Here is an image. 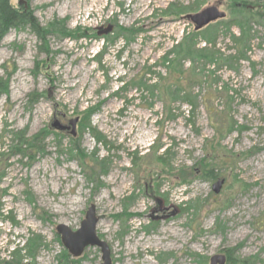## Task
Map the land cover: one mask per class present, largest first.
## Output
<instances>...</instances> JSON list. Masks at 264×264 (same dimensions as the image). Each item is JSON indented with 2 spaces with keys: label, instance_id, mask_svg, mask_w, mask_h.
<instances>
[{
  "label": "rangeland",
  "instance_id": "rangeland-1",
  "mask_svg": "<svg viewBox=\"0 0 264 264\" xmlns=\"http://www.w3.org/2000/svg\"><path fill=\"white\" fill-rule=\"evenodd\" d=\"M26 1L23 11L49 30L45 43L28 26L0 43V79L9 85L0 94V154L8 157L0 264H101L99 247L74 258L56 232L59 224L78 230L91 205L112 264H211L215 255L264 264V22L251 24L245 59L217 68L174 63L196 33L186 15L210 6L225 12L192 42L216 35L228 55L241 4L263 9L264 0ZM195 71L202 78L192 82ZM184 90L193 92L192 121ZM93 109L95 129L83 127L82 113ZM169 110L177 117L169 120ZM166 149V163L157 161ZM130 195L137 198L128 206ZM170 228L184 240L165 234Z\"/></svg>",
  "mask_w": 264,
  "mask_h": 264
},
{
  "label": "trees",
  "instance_id": "trees-1",
  "mask_svg": "<svg viewBox=\"0 0 264 264\" xmlns=\"http://www.w3.org/2000/svg\"><path fill=\"white\" fill-rule=\"evenodd\" d=\"M240 4V3H239ZM241 10H242V14H243V19L241 21V24H239V35H232V38L230 39V41L234 42V45H236V48H232V52L228 55H225V53L220 52L221 50L216 48L217 44H219V38L215 37L212 38L211 40H206L203 44L200 45V42H192V40L194 38H196V35L198 33V31H196V33H194L193 36H187L183 42H181L180 44V49L177 48V52L174 54L175 55V60L174 63L178 62H185L186 60L189 61H203V66L206 67L208 66L210 67H219L223 64H227L228 62L233 61V59L235 58L236 61H240L241 59H245L246 57V53H247V49L245 50V46L248 44V42H250L251 40V31H252V27L251 24L252 23H257L259 21L264 22V7L263 9L260 7H248L247 5L245 6L244 4H241ZM257 21V22H256ZM23 26H28L30 27L35 33L36 35H38V38L45 43L46 41V36L48 33L49 29H45L43 28L38 20L34 17L33 15V11L30 9L24 10L23 11V7H15L12 5L11 0H0V43L1 40L4 38V36L12 29H20ZM51 30L54 32H58L59 28H58V21H56L55 23L52 24L51 26ZM201 31V30H200ZM232 32V31H229ZM69 32L66 31V29H64L63 34H68ZM48 51V50H47ZM99 57L101 58V54H98ZM165 64L166 63H170V61H168V58L165 59ZM202 66V67H203ZM202 72V69H201ZM204 75V72H202ZM190 81L194 82V81H198L202 78L201 75H199L197 73V71H195L192 75H190ZM198 79V80H196ZM222 87H220V92H226L229 93V90L224 89ZM9 92V85H8V78L7 80L4 79H0V94L2 93H8ZM185 92V96H184V103L190 104V110L188 111V121H192L191 119L194 118V114H195V110H196V105L193 102V98L194 96L192 95L193 92L192 91H186ZM86 111V110H85ZM95 109L93 110H88L86 112L82 113V118H84V122L82 124L83 127H87L89 129H95L91 126L90 124V117H92V114L95 113ZM169 114V120L170 119H174L177 117V115L173 114L171 110H169L167 112ZM192 124L194 125V122H192ZM231 125H233V123H231ZM229 133L234 131V128L231 126L228 129ZM21 133V132H20ZM99 133V132H98ZM94 139L101 143L102 141L100 140V138L97 136L98 134H92ZM23 137V136H21ZM74 146L76 144L75 141H73ZM40 140L36 141V144H30V147L33 150V153H35V149L39 150L40 148ZM28 149V147H27ZM26 149V150H27ZM77 152L79 151L78 149L74 148ZM21 150L19 149V152ZM164 154L160 155L157 157V161L165 162V157L169 154L168 149H166L164 152ZM95 155V154H94ZM3 158H5V161L7 160L8 157L0 154V170H2V163H3ZM82 158H85V155L83 154ZM100 166L102 167V170H106V162H100ZM12 221V223H15V220L13 218H10ZM37 241H35L34 243H28L27 247L28 249L31 248L33 251L34 249H38L39 248V244L41 243V238L39 236H36ZM35 239V240H36ZM39 242V243H38ZM38 243V245H37ZM31 245V247H30ZM37 247V248H36ZM23 250L19 249L18 245L16 246V248L14 250H12V253L15 256L19 255ZM68 255V254H67ZM65 257V254H64ZM238 259L236 258V261ZM239 262H241V260H238ZM245 262V261H243ZM8 264H11V262H8Z\"/></svg>",
  "mask_w": 264,
  "mask_h": 264
},
{
  "label": "water",
  "instance_id": "water-1",
  "mask_svg": "<svg viewBox=\"0 0 264 264\" xmlns=\"http://www.w3.org/2000/svg\"><path fill=\"white\" fill-rule=\"evenodd\" d=\"M26 0H19L20 5ZM27 4V1H26ZM226 13L220 11L216 6L207 7L197 13L189 14L186 16L195 26V30L199 31L209 24L216 22L218 20L225 19ZM111 31L109 27L105 32ZM78 122V118L70 121L72 125V133L75 134V125ZM57 125V124H56ZM55 125V126H56ZM58 129L63 130V127H58ZM223 184V180H218L213 186V191L219 193V190ZM98 223V217L96 215V208L91 205L86 212L85 219L81 223V227L73 231L70 227L65 224H59L56 227V231L61 238L63 246L68 250V252L74 257H80L86 248L88 247H99L102 253V263L101 264H112L111 250L107 242L101 240L96 232V226ZM226 257L224 255H215L211 258V264H225Z\"/></svg>",
  "mask_w": 264,
  "mask_h": 264
},
{
  "label": "bare ground",
  "instance_id": "bare-ground-1",
  "mask_svg": "<svg viewBox=\"0 0 264 264\" xmlns=\"http://www.w3.org/2000/svg\"><path fill=\"white\" fill-rule=\"evenodd\" d=\"M262 169H264V166H262V167H260V170H262ZM128 206H129V204L131 203V201H133L135 198H137V196H134V195H130V196H128ZM138 214V213H137ZM133 215V214H132ZM135 215H133V217H134ZM172 228H170V229H168V231L166 232V231H164L165 232V234H167V233H169L170 235V237L172 236V237H174L175 239H183L184 240V235H180L176 230H171ZM238 235H240V233H238L237 234V236ZM156 245H158V241L156 242ZM146 264H149V263H146Z\"/></svg>",
  "mask_w": 264,
  "mask_h": 264
}]
</instances>
